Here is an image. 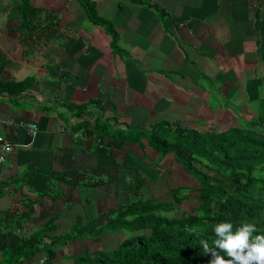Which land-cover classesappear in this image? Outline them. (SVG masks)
<instances>
[{
    "label": "trees",
    "instance_id": "16d2710c",
    "mask_svg": "<svg viewBox=\"0 0 264 264\" xmlns=\"http://www.w3.org/2000/svg\"><path fill=\"white\" fill-rule=\"evenodd\" d=\"M62 1H72L73 6L84 14L85 20L102 32L112 54L119 51L113 19L101 13L106 3L99 4L96 0H60L58 7L51 9L33 5L30 0H0V9L7 13L5 21L8 23L5 26L8 33L15 35L22 47L30 46L43 33V45L54 42L64 52L65 49L68 51L69 45L73 44L71 38L75 35L70 34L73 31L63 22L72 21L69 19L77 15L76 12L64 13L65 3L61 4ZM125 1L144 3L140 0ZM9 21L14 22L10 24ZM27 51L26 47L22 49L23 57ZM3 59L0 53V96L18 99L19 95L27 92L33 96L29 90L32 78L13 80L1 74ZM245 96L251 116L242 120L238 115L230 120L237 107L230 108L229 120L233 123L216 131H198V128L176 126L175 121L171 124L162 119L148 127H130L128 123L117 121L115 112L109 118L105 117L104 112L108 108L106 102L96 97L74 108L64 103L66 109H74L71 115L79 120L74 122L72 129L79 131L83 128L81 132L89 139L87 149L92 155H99L101 159L110 158L121 169L130 167L129 163L136 160L138 151L140 156L147 158L145 154L149 152L148 155L156 158L150 165L144 163L139 168L145 176L135 169L129 184L122 182L124 184L116 186V189L114 179H104L107 170L100 174V161L94 173L89 168L66 171L64 167L59 171L37 173L43 179L41 185L36 187L35 184L33 187L27 183L35 198L20 207L0 211V264H24V259L34 255L38 258V264H58L56 256L59 249L75 241L81 244L97 240L107 231L116 235V244L112 248L95 245L92 249L83 248L73 255L64 254L62 258L69 259L66 264H208L211 255L204 253L200 241L206 240L211 246L216 238V224L230 222L235 231L244 222L255 223L259 232L253 235L264 234V71L247 87ZM209 101L213 102L211 99ZM222 102H226V98L220 93L213 104L217 106ZM65 112L63 114L66 115ZM79 139L83 140L80 148L87 141ZM166 158L171 162L169 167L176 164L181 171L190 174L189 181L192 183L168 188L169 200L142 197V192L148 188L146 181H155L156 172ZM79 161L81 159L76 163ZM18 179L22 183L28 180L18 175L0 181V193L4 184L15 185ZM51 180L55 184L62 182L69 189L89 187L94 190L112 183L116 194L121 192L126 196H122V202L115 206L98 210L95 216H89V212L83 216L77 214L69 230L60 234L64 241L58 245L59 235L55 230L56 220L61 215L58 210L46 208L44 202L58 197V194L61 196L62 192L53 193ZM183 189L193 191L184 192ZM84 200L88 202V197ZM183 201L193 202L188 204V211L181 210ZM179 210L180 215H172ZM40 219H44V222L36 228L34 226L35 229H25L27 223L33 220L36 225ZM102 226L106 229L103 230ZM122 230L137 233L124 237ZM220 254L225 256L224 253Z\"/></svg>",
    "mask_w": 264,
    "mask_h": 264
},
{
    "label": "crops",
    "instance_id": "0c3cea01",
    "mask_svg": "<svg viewBox=\"0 0 264 264\" xmlns=\"http://www.w3.org/2000/svg\"><path fill=\"white\" fill-rule=\"evenodd\" d=\"M140 1L144 3H133L121 0V2L113 4V1H109L107 3V8L102 10L101 13L104 14L105 11L109 10V16L113 19L112 21L114 24L117 21H127V24H129V21H153V24L149 25L147 33L144 34L145 37H148V45L146 49L147 55L145 57L151 59V61L153 60V57L155 58L156 47L149 42L152 40V34L155 32L162 37H166V39H158L157 42L162 43L165 40L167 41V39L171 41L169 47L172 51H175L174 53L177 56H179L181 59L180 63L184 62L185 57L187 59L198 60L205 71L209 73L215 72L216 75L214 76L217 77L220 82L222 77L219 75V67L217 63L219 60L224 62L226 59L225 55H227L223 53V50L220 48V43L234 42L235 39L243 36L246 41L242 57H246V53L253 54L252 52L254 49L250 46L253 37L250 32L249 34L246 32L245 28L247 24L252 23L253 21H264V0ZM51 5L54 6L55 3L52 2ZM1 18H3V21L0 20V53L4 57L1 74L13 80L23 79L25 77L32 78L29 90L33 94L32 96L29 92L23 93L19 95L18 99L6 97L4 95L0 96V136H3V138L10 143V149L8 151L5 150V153L2 152V146L0 144V154L2 155L1 158H3V161L0 159V181H4L11 177L15 178L18 175L19 178H28L25 183H22L18 179L15 185L10 186L4 184L1 187L0 211H5L11 208L20 207L24 202H28L35 198L34 193L29 186L35 187L36 184L37 187V184L42 182L43 179L37 173L44 171H59L63 167L66 171L74 170L72 167V161H74L75 165L76 160H79L80 158L76 156V152L73 156V150H77L82 154L88 153L92 155L87 149L89 139L86 138L85 135H82L83 133L81 131H84L83 128H80L79 131L78 129H72L74 122L79 120L71 115V112H74V109H66V107L63 106L64 103H67L70 108H74L77 104L73 101H86L90 99L89 97H95L94 92L97 91V86L100 84L110 85L115 92H119L120 94L118 95L117 104H111V107H109V105L112 100L103 99L104 103H107H105L106 107H108L104 112L105 117L109 118L113 115V112H115L117 117H122V122L133 125V116H126L128 112L127 108L128 104L133 105L134 107H141L137 101V97L140 96L138 95L140 94V91L131 86L129 82L123 88L120 87V85L123 82L124 84L126 82V69H124V63L127 65L131 64L132 70H136L142 65V62L140 58H138V47L134 44V40L130 39L126 40V44L135 46V52L133 53L134 57L130 58L135 64L128 59L124 61L121 56L118 54H112L110 50L109 55V52L106 50L108 48L107 38L92 24H90L91 27L89 30L91 33L90 37L85 36L83 30H81L82 32L77 30V36L75 35L71 38V42L73 43L72 46L69 45L68 47V50L70 49L72 54L69 56L66 54L64 56L62 55L63 59L60 56L61 52L57 53L60 48L57 47L54 42L48 43L47 45L42 44L41 37L44 36L43 33L37 41L31 43V45H35V47L31 48V45H24L22 47L15 35L11 36L8 33V29H6L5 26L8 23L5 21L6 13L0 9V19ZM71 19L72 17L69 20ZM230 21H232V23H230ZM236 21L237 23H235ZM211 22L213 23L211 24ZM9 23L11 24L10 21ZM70 23L72 25H67L70 28L73 26L79 27L81 25L75 21H70ZM81 26L84 27V25ZM206 34H209L210 37H213L214 39L207 40L205 36ZM97 35L99 36L97 37ZM77 38L78 40H76ZM101 39L106 41L102 42ZM78 41L81 42L80 46L77 45ZM123 41L124 40H121V42ZM191 43L194 44L189 46ZM25 47L28 51L23 57L22 49ZM192 47H194V53L190 52L189 54H186V49ZM77 48L79 49L76 50ZM94 48H97L100 51V55L96 62L101 64L100 69L103 68L106 71V77L103 75H93L91 70L95 72L94 69L79 61L81 57L90 54L91 51L89 49ZM177 48L182 54L176 53L178 51ZM203 52H206L207 55ZM166 53L169 54V51H166ZM103 54H105L107 58V62L104 64H102L100 60V56ZM219 54H222L223 57L219 58ZM73 55L76 56V58H73ZM254 55L256 58L257 55ZM109 56L117 57L113 59L112 57L108 58ZM252 56L253 55H250L249 57ZM171 57L174 58L173 55H171ZM143 59L144 57L142 60ZM119 60H121L120 63L124 69L122 76L118 73V70L115 67L116 64L113 66V63L118 62ZM216 60L217 62H214ZM11 61L18 62V65L21 66L23 72L21 71V73L17 75L16 73L9 75V69L11 68V64L9 63ZM241 63L238 61L234 64L231 63V71L229 74L230 85L225 87L226 91L221 94L222 97L227 99L230 93L237 92L235 103L246 104L245 95H247V87L251 86L252 81L259 78L260 74L258 73L259 70H257V75L254 76L255 79H253L252 74H248L247 77L244 78L242 89L240 86V79L242 78L243 65ZM178 66L179 64L173 65L171 68H177ZM144 68H148V70L144 71V74L148 76L147 79H150L145 81L142 74L140 79L139 77L138 79L141 82L142 93L145 94L147 97L145 98L148 100V103L145 102L142 106H144L150 114H160V111L161 113L163 111L174 113L177 110L178 105L180 107V105L182 106L184 104L181 102V99H185L186 101V99L192 98L190 96L191 93L183 94V92L178 91L176 85L174 86L173 74H171L170 77L168 76V72L160 75L159 73L163 70L161 67L155 69V67L145 65ZM59 69L61 70L60 73ZM152 71L158 73H153ZM168 71L173 73V71L177 70ZM61 78H64L65 81L59 82V79ZM43 79L47 81H58L55 83L58 84L57 87L55 85L49 89L50 97L53 96L52 99L47 97L48 92L45 94L38 92V87H43L41 83ZM158 81L162 83H157ZM63 83L66 87L63 86ZM196 85L200 86V88L197 87L196 94L203 95L205 99H207L208 92L205 89L201 90V84L198 82H196ZM76 88H84L86 90L74 91ZM100 88H102L101 85ZM123 90L124 94L126 91H129L128 104L122 99L121 92ZM248 94L250 95L251 92ZM29 95H31L32 98ZM151 96H157V98ZM120 103L125 104V106L121 108ZM20 105H22V107H19ZM12 106L14 107L13 112H11ZM217 106L221 108V113H219L218 116L225 115L230 119L228 110L233 107L230 106L228 101L226 100V102H222ZM234 107L237 106L235 105ZM217 111L220 112L219 109H217ZM63 112H65L66 115L63 114ZM117 112H120L122 116L117 114ZM22 120L34 123L35 128L33 129L29 127L30 131H27V129H19V123ZM38 121L40 123V132L42 133V136L35 140L38 144L36 145L37 147H34L35 145L32 143V139L38 130ZM117 121L120 122L118 119ZM143 121L144 122L142 123L136 124V128L148 127L156 122L155 119L148 120V118H144ZM185 125L186 127H197L192 124V122H190V125ZM56 134H58L60 138L61 136L64 137L61 138L63 143L59 147L56 146L58 140ZM75 134L79 138L87 141L81 144L80 148L72 147V137L75 136ZM52 135L56 138L52 137ZM53 164H57L58 166L56 167ZM114 167H117L115 162ZM33 174L35 175L31 178ZM27 183H29V186ZM29 223H31V226ZM29 223L27 224L30 229H33L34 226L37 225L33 224V220Z\"/></svg>",
    "mask_w": 264,
    "mask_h": 264
},
{
    "label": "rangeland",
    "instance_id": "374dc122",
    "mask_svg": "<svg viewBox=\"0 0 264 264\" xmlns=\"http://www.w3.org/2000/svg\"><path fill=\"white\" fill-rule=\"evenodd\" d=\"M99 4H104L101 8V10H105L107 8V3L110 1H113L114 3H119L121 2V0H96ZM30 2L33 5H38V6H44L45 9H51V8H55L58 7L60 0H30ZM52 2L55 3V5H51ZM65 3V4H64ZM61 4H64V9L66 12L64 13H71L73 14V12H76L77 17L75 19H71L72 21L77 22L78 24L84 25V27H82L81 25L79 27H75L73 26L71 28V30L74 32H70L71 35H76L77 30H83V32L85 33V36L90 37L91 33H90V23L88 21H85L84 18V14L82 12H80V9H77L73 6V2L69 1L68 3H66L65 1H62ZM191 7V5H190ZM63 10V7H62ZM109 10L105 11V15H109ZM7 14V13H6ZM63 15V13H62ZM1 21H3V18L0 19ZM112 21V20H111ZM14 22V21H11ZM156 22V21H155ZM195 22V21H192ZM66 25H72L70 23V21H66L63 22ZM213 22H211L212 24ZM230 23H232V21H230ZM237 23V21L235 22ZM153 24V21H129V24H127V21H117L114 25V29L117 32L118 35V39H117V44L119 46V51H116V54H119L123 59H128L131 60L130 58H133V53L135 52V46L133 45H128L126 44V40H134V44L138 47V58H140L142 65L140 67H138V69L136 70H132V66L131 64H125L124 63V69L125 70V84L124 82L120 85V87H125L127 85V83L129 82V84L133 87H135L136 89H138L140 91V96H138L137 101L139 103V106L141 107H134L133 105H129L128 104V99H129V91H126V93L124 94V90L121 92V96L122 99L125 100L128 104V108H127V115L126 116H133L132 117V124L133 127L136 126V124L142 123L144 122V118H148V120H167L170 121L171 124H174L173 121H175L177 124H175L176 126L180 125H184L188 124L190 125V122H192V124L196 125L198 128V131H200V129H210V130H218L220 128H223V126L227 125V124H232L233 122H230V120H232L233 118H237L238 115L242 118V120H247L250 116L251 113L249 111V107L247 104L244 103H235V99L237 97V92H233L230 93L229 97L226 99L228 101V103L230 104L231 107H234L235 105L237 106L236 111L234 110V115L231 117V119L229 120L227 116L222 115V116H218L219 113H221V108L218 107L216 105H214L213 103H216V101L219 99V94L226 91L225 87L230 85V81H229V74L231 71V63L234 64L235 62H242L241 64L242 66V78L240 79V86L243 89V85H244V78L247 77L248 74H252L253 79L255 75H257V70L258 73L262 74V72L264 71V21H253L252 23H249L246 25V32L249 34V32L252 34V41L250 42V46L252 47V49H254V51L251 53H246V57H242L243 54V49L245 47V41L246 39L243 38V36H240L238 39H235L234 42H226V43H220V48L223 50V53L227 54L226 59L224 62H221L219 60L218 67H219V75L222 77L221 82L217 79V77H215L214 75H216L215 72H207L204 70L203 66L201 63H199L198 60L195 59H187L186 57L184 58V62H181V59L179 58V56H177L174 52L172 51L169 47V43H171V41H169L167 39V41L165 40L164 42L160 43L157 42L158 39H166V37H162L161 35H159L158 33H153L152 35V40H150L149 42L156 47V53H155V58L153 57V60L151 61V59H148L147 57H145L147 55V45H148V37H145L144 34L147 33V31L149 30V25ZM184 25V24H182ZM118 26V27H116ZM223 26V25H222ZM82 32V31H81ZM238 33V32H237ZM221 34V33H219ZM218 34V35H219ZM77 36V35H76ZM206 39L207 40H213V37H210L209 34H206ZM124 40L123 42H121V40ZM78 40V38L76 39ZM196 42V41H195ZM194 42V43H195ZM157 43V44H156ZM194 43H191L189 46L193 45ZM81 42L78 41L77 45L80 46ZM188 46V47H189ZM91 47V46H89ZM194 47L186 49V54H189L190 52L194 53L193 51ZM91 52L90 54H87L85 57H81L79 59V61L81 63H84L86 66H89L91 68L94 69L95 72H93V70H91L93 75H103L106 77V71L101 68V64L97 61L98 56L100 55V51L97 48L94 49H89ZM109 52V49H106ZM111 50V49H110ZM115 50V48H114ZM178 50V48H177ZM62 58V55L64 56L65 54H67V56L72 54V51L69 49L68 51L65 52L60 48L58 49ZM166 51H169V54L166 53ZM63 53V54H62ZM177 54L181 53L179 50L176 52ZM204 54L207 55L206 52H203ZM256 54V58L254 57ZM110 55V52H109ZM171 55L174 56V58L171 57ZM250 55H253L252 57H249ZM73 58H76V56H72ZM113 59H115L117 56H111ZM110 56L108 58H111ZM144 57V59L142 60V58ZM223 55L219 54V58H222ZM63 59V58H62ZM100 60L101 63L104 64L105 62H107V58L106 55L103 54L100 56ZM121 60H119L118 62H114V64H116V69L118 70V73L122 76L124 69L122 68V65L120 63ZM133 63L134 61L131 60ZM214 62H217L214 61ZM263 63V65H262ZM9 64H11V68L9 69V75H12L14 73L19 74L21 73V71L23 72V70L21 69V66L18 65V62L15 61H11ZM135 64V63H134ZM179 66L177 68H171L173 67V65H178ZM145 65H150L151 67H155L156 68H163V70L159 73L160 75L165 74L166 72H168V76L170 77L171 74H173V80H174V86L176 85V88L178 89L179 92H183V94H188L191 93L190 96L192 98H188L186 99H181V102L184 103L182 106L179 105L177 106V110L174 113H168L163 111L160 114H154V113H149L147 111L146 108H144V106H142L145 102L148 103V100L146 99L147 97L145 96V94L142 93L141 90V82H140V76L142 74V76L144 77L145 81H148L150 78L147 79V75H145L144 71L148 70V68H144ZM97 66V67H96ZM100 66V67H98ZM240 67V65H239ZM171 68V69H169ZM100 70V72H99ZM168 70H177V71H173V73H171ZM61 72V70L59 69V73ZM153 72V71H152ZM153 73H158V72H153ZM26 76V75H25ZM139 77V79H138ZM252 79V80H253ZM256 80V79H255ZM61 81H65L64 78L59 79V82ZM152 81V80H151ZM58 81L56 80H42V88L38 87V92L41 94H45L48 92L47 97L52 99L53 96L50 97V93H49V89H51V87H54L58 84ZM196 82H198L199 84H201V90H206L209 94V97L207 99H205V97L203 95H197V87L200 88V86L196 85ZM255 81H252V83H254ZM157 83H162V82H157ZM164 84V83H163ZM100 85L102 86V88H100ZM99 86H97L96 88V92H94V95L96 97V99H111L112 102L110 103L109 107H111V104H117L118 101V95L120 94L119 92H115L113 90V87H111L110 85H105V84H100ZM162 85V84H160ZM234 85V84H233ZM63 86L66 87V85L63 83ZM173 86V87H174ZM108 87V88H107ZM85 91L86 89L84 88H76L74 91ZM133 90V89H132ZM220 92H218V91ZM92 91V90H91ZM90 91V92H91ZM134 91V90H133ZM93 92V91H92ZM89 94V93H86ZM193 94V95H192ZM76 96V94H75ZM146 97V98H145ZM151 97H155L157 98V96H151ZM91 98V97H89ZM94 98V97H92ZM209 99H211L213 102H210ZM209 103L210 105H208L207 103ZM74 103H76L77 105L81 102H85V101H73ZM157 102V99H156ZM21 104V103H20ZM67 104V103H66ZM121 104V103H120ZM181 104V103H180ZM68 105V104H67ZM125 106V104H121V108H123ZM19 107H22V105H20ZM217 109L220 110V112L217 111ZM14 111V107H11V112ZM19 111V110H18ZM213 112V113H212ZM117 114H119L120 116L121 113L117 112ZM154 114V115H153ZM191 118V119H189ZM221 118V119H220ZM225 120H223V119ZM31 119V118H30ZM118 120L122 121V117H117ZM29 120V119H28ZM201 120V121H200ZM190 121V122H188ZM55 122V119H54ZM20 123L22 124H26V123H30V121H24L22 120ZM225 123V124H222ZM129 126L131 127L132 125H130V123H128ZM38 130L36 132V135L33 136L32 139V143L35 145L34 147H37L36 145L38 144V142H35L36 139L41 138L42 133L41 128H40V123L38 121ZM194 127V126H192ZM195 128V129H196ZM58 140H57V144L56 146L59 147L61 146V144L63 143L62 141V137L60 138V136L58 134H56ZM52 137H54L52 135ZM56 138V137H54ZM64 138V137H63ZM73 145L72 147H77L79 148V142L80 139L78 136H73ZM68 144V143H67ZM50 146V145H49ZM134 149V147H133ZM146 149H148L146 147ZM145 149V150H146ZM148 152V150H146ZM76 152V156L79 157L81 159V161L75 163V165L73 166V168H75L74 170H79L82 171L81 168H89L92 173L95 172V169L98 167L97 162L100 161L99 166L101 167L99 172H101L100 174L105 173L106 171V176L104 179L107 180H112L114 179L115 181V189L116 186H122L124 183L129 184L128 181L131 178V174L133 175V172L135 169L138 170V172H141L139 168L143 167L144 163H148V165H150L151 162H154V156H150L148 155V153H146L145 155L147 156V158L145 156H140V152L138 151L139 154H137L135 156L136 160L135 161H131L129 164V168L126 169H121L118 167H114V161L110 158L107 159H101V157L99 155H90L88 153L86 154H82L81 152L77 151V150H73V156L75 155ZM68 155V154H67ZM149 157V160H148ZM160 158V157H158ZM101 159V160H100ZM110 161V163H108ZM169 161V162H168ZM170 160L168 158H166L164 161H162L161 165L159 166L158 172H156V178L155 181H151V180H147V190L142 192L141 196L142 197H155L157 200H169L170 199V194L168 192V188L173 187L175 185L181 184V185H186V184H191L192 181H189V179L191 178L190 174H186L185 172L181 171L182 169L178 166H176V164H173L169 167L170 164ZM72 164H74V161H72ZM54 166H58L57 164H53ZM60 166V165H59ZM199 167V165H197ZM131 171V173H130ZM142 173V172H141ZM89 175L90 172H89ZM151 176H155L153 174H150ZM142 176L143 175L142 173ZM147 178V177H145ZM124 182V183H122ZM117 183V185H116ZM37 185H41V182L38 183ZM108 185L107 187L102 186V187H96L94 190H92L91 188L87 187L86 189L84 188H71L69 189L65 184H63L62 182H57L55 184V182L53 180L50 181V187L51 190L53 191V193H56L58 191L62 192V195L59 196L60 194H58V197H54L53 199H48L47 201L49 202H44L45 206H47L46 208H53L55 210H58V212L60 213L61 217L57 218L56 220V230L55 233L57 235H59V243L58 245L63 244L62 241H64L63 239H61L60 234L65 233L66 231L69 230V227L71 225V223L74 221L76 215H81L83 216L86 212H89V216H95L97 211L102 209V208H111L112 206H115L116 204L122 202L121 197L126 196L124 194H121V192H117V194L114 192L113 190V186L112 183L111 184H106ZM61 190H59V189ZM192 189V188H191ZM120 190V189H119ZM184 192H190L193 190H186L183 189ZM88 197V202H85L84 198ZM141 197V198H142ZM72 198H75L72 200ZM51 200V201H50ZM53 201V202H52ZM189 203H193L192 201H183V205L181 206V210H185L188 211V204ZM84 205V206H82ZM86 206V208H85ZM37 209V208H36ZM48 211L46 210V213ZM175 216L180 215V210L175 212L172 214ZM48 216V214H47ZM46 216V217H47ZM45 217V216H44ZM84 217H87L86 215ZM44 219H40L37 221V225L43 221ZM31 226V223H29ZM36 225V226H37ZM35 226V228H36ZM28 224L25 227V229L27 230ZM34 228V229H35ZM22 230V231H25ZM82 230H84L83 228H81ZM102 229H106V227L102 226ZM32 230V229H29ZM109 231H107V233H105L104 235H102L100 238H98L97 240H88V241H84L81 244L77 243L76 241L73 243H69L66 246L62 247L61 249L58 250V255L56 256L57 259V263L58 264H66L68 262V260H65L67 257H63L62 256L64 254L66 255H73L76 254L78 252H80L83 248H87V249H92L95 245H100L102 248L105 249H110L112 248L115 244H116V235L112 234V233H108ZM137 232H127L125 230H122L121 234L125 237L128 234H136ZM118 238V237H117ZM120 239V238H119ZM57 240V239H56ZM55 240V241H56ZM65 256V255H64ZM36 258V255L28 258V259H24L23 263L24 264H38ZM40 260V259H39Z\"/></svg>",
    "mask_w": 264,
    "mask_h": 264
},
{
    "label": "clouds",
    "instance_id": "9594fccd",
    "mask_svg": "<svg viewBox=\"0 0 264 264\" xmlns=\"http://www.w3.org/2000/svg\"><path fill=\"white\" fill-rule=\"evenodd\" d=\"M19 127L24 129L22 123ZM258 232L255 223L244 222L235 231L230 222L216 224L211 246L206 240L200 241L204 253L211 255L208 264H264V234L253 235Z\"/></svg>",
    "mask_w": 264,
    "mask_h": 264
},
{
    "label": "built area",
    "instance_id": "2783aa9c",
    "mask_svg": "<svg viewBox=\"0 0 264 264\" xmlns=\"http://www.w3.org/2000/svg\"><path fill=\"white\" fill-rule=\"evenodd\" d=\"M23 126H24V129H27V131H30V129H29V127H31V128H35V125L33 124V123H30V124H23ZM0 144H1V146H2V152L3 153H5V150H9L10 149V143L7 141V140H5L3 137H0ZM1 154H0V159H1Z\"/></svg>",
    "mask_w": 264,
    "mask_h": 264
}]
</instances>
